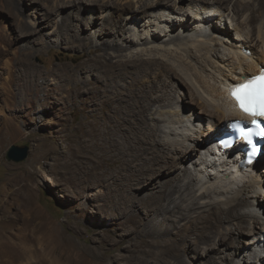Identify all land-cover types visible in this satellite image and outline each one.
<instances>
[{"label": "bare ground", "instance_id": "obj_1", "mask_svg": "<svg viewBox=\"0 0 264 264\" xmlns=\"http://www.w3.org/2000/svg\"><path fill=\"white\" fill-rule=\"evenodd\" d=\"M42 4L37 5L38 26H51L47 34H58V42L79 48L89 67L99 70V85L84 86L98 100L92 110L100 108L117 117L104 126L107 144L95 135L96 149L101 150L98 169L107 174L98 184L110 188L103 196H115L112 191H116L115 205L121 216L125 214L123 221L135 227L143 220L135 207L147 211L148 235L170 226L159 232L171 239L167 250L156 252L148 263L189 264L181 253L187 246L205 264L212 258L210 253L225 252L238 242L236 236H245L219 261L213 256L214 264L227 259L228 264H264V148L259 161L241 168L239 155H232L239 147L221 153L213 146L230 121L245 118L229 98L230 85L264 69V0H47ZM17 8L12 4L8 9ZM27 27L20 20V28ZM45 43L40 41L38 52ZM68 70L67 82L87 84L89 77L83 79L81 72L75 77ZM166 82L175 93L164 87ZM120 102L126 103L124 112L119 110ZM124 114L130 116V128L124 124ZM42 181L57 183L46 171ZM151 211L155 214L150 217ZM122 233L129 235L131 230ZM176 235L182 240L178 242ZM29 245L26 238L19 243L1 241L0 257L18 255L26 259L21 264H47V253ZM56 255L51 264H83L87 254Z\"/></svg>", "mask_w": 264, "mask_h": 264}, {"label": "rangeland", "instance_id": "obj_2", "mask_svg": "<svg viewBox=\"0 0 264 264\" xmlns=\"http://www.w3.org/2000/svg\"><path fill=\"white\" fill-rule=\"evenodd\" d=\"M46 1L0 0V242L29 239L31 249L47 253V264L56 261L57 253L67 251L87 254L83 264H150L147 259L155 257L156 252L160 255L171 241L159 234L170 226L150 231V236L145 232L147 211L135 207L144 220L135 227L124 222L125 214L119 213L116 191H112L115 196H103V191L110 188L98 184L107 174L98 169L101 150L96 149L95 135H101L107 144L104 126L116 122L117 117L100 108L92 110L98 107V100L85 87L99 85L98 68L89 67L79 48L58 42V34H47L53 30L51 26H38L41 14L37 5ZM12 4L18 8L9 10ZM20 20L28 25L26 29L20 28ZM40 41L48 46L38 52ZM94 53L87 51L89 55ZM70 68L75 77L80 72L83 79L89 77L87 84L67 82L64 76ZM164 87L175 93L167 82ZM120 103L119 110H127L126 103ZM129 120L127 114L124 124L130 128ZM13 144L28 146L26 158L18 162L6 159ZM105 157L111 158L107 153ZM103 166L108 169L106 160ZM45 171L56 177V184L42 181ZM263 179L264 175L262 184ZM154 214L151 211L150 217ZM128 228L131 233L124 235ZM238 238L245 236H236L239 242ZM176 239L182 240L179 235ZM238 242L225 252L210 253L212 258L205 264H214L217 256L233 251ZM181 253L189 264L201 263L187 246ZM17 256H1L0 264L26 261Z\"/></svg>", "mask_w": 264, "mask_h": 264}, {"label": "snow or ice", "instance_id": "obj_3", "mask_svg": "<svg viewBox=\"0 0 264 264\" xmlns=\"http://www.w3.org/2000/svg\"><path fill=\"white\" fill-rule=\"evenodd\" d=\"M232 95L243 111L253 117H264V69L258 76L237 85L233 89ZM251 123L259 128V122L256 119H253ZM236 127L239 128L238 123ZM258 135L264 137V128H260ZM239 136L246 143H252L251 129L239 128ZM253 150L255 151V149Z\"/></svg>", "mask_w": 264, "mask_h": 264}, {"label": "water", "instance_id": "obj_4", "mask_svg": "<svg viewBox=\"0 0 264 264\" xmlns=\"http://www.w3.org/2000/svg\"><path fill=\"white\" fill-rule=\"evenodd\" d=\"M28 146L11 145L6 152V159L10 161H21L28 155Z\"/></svg>", "mask_w": 264, "mask_h": 264}, {"label": "clouds", "instance_id": "obj_5", "mask_svg": "<svg viewBox=\"0 0 264 264\" xmlns=\"http://www.w3.org/2000/svg\"><path fill=\"white\" fill-rule=\"evenodd\" d=\"M257 160H258V159H257ZM257 160H256V161H257ZM253 164H254V163H253Z\"/></svg>", "mask_w": 264, "mask_h": 264}]
</instances>
